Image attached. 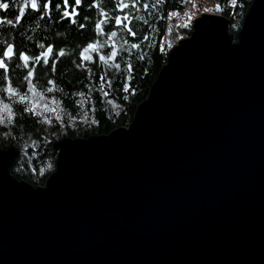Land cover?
I'll use <instances>...</instances> for the list:
<instances>
[{"label": "water", "instance_id": "water-1", "mask_svg": "<svg viewBox=\"0 0 264 264\" xmlns=\"http://www.w3.org/2000/svg\"><path fill=\"white\" fill-rule=\"evenodd\" d=\"M246 13L196 17L130 123L56 140L45 183L0 148V264H264V0Z\"/></svg>", "mask_w": 264, "mask_h": 264}, {"label": "trees", "instance_id": "trees-1", "mask_svg": "<svg viewBox=\"0 0 264 264\" xmlns=\"http://www.w3.org/2000/svg\"><path fill=\"white\" fill-rule=\"evenodd\" d=\"M214 1L222 9L216 11L231 19L230 29L236 32L254 0H236L235 4L232 0ZM24 2L0 0L9 4V9H0V20L4 21L0 24V56L9 44H13L15 52L12 60L5 61L7 72L0 69V101L9 104L13 112L11 121L0 123V148L16 145L18 152L12 173L39 185L45 183L56 167V140L108 133L130 123L167 61L170 49L179 38L191 33L192 26H188L184 17V0L159 3L135 0V6L133 0H82L79 6L75 0H68L67 5L64 0H51L47 9L44 5L49 0H37L39 8L25 9L23 18L17 22ZM122 3L129 4V8L122 9ZM144 4L149 7L145 8ZM73 10L77 15L64 16L65 11ZM125 15L129 16L125 24L135 36L124 24L115 22L117 17ZM7 20L13 24H7ZM101 20L105 21L102 33L97 28ZM113 31L118 33L116 37H111ZM89 44H96L98 50L89 49L85 53ZM133 44L139 47L132 48ZM49 47L53 51L45 64L42 53ZM60 50L65 55L59 56ZM113 50L117 51L115 58L107 62L100 59ZM20 53L33 58L41 56V60L39 63L30 60L26 68L19 59ZM85 55H90L92 60H85ZM116 64L120 65L119 69ZM33 68L35 74L29 83L24 77ZM9 82L20 95H26L24 103L4 91ZM126 84H130L128 91L124 90ZM50 88L53 90L48 91ZM26 107H35L40 115L25 111Z\"/></svg>", "mask_w": 264, "mask_h": 264}, {"label": "snow or ice", "instance_id": "snow-or-ice-1", "mask_svg": "<svg viewBox=\"0 0 264 264\" xmlns=\"http://www.w3.org/2000/svg\"><path fill=\"white\" fill-rule=\"evenodd\" d=\"M161 2V0H157V3ZM236 0H232V3L235 4ZM50 3H51V0H49V3L45 4L44 5V8L47 9L49 6H50ZM82 3V0H75V4L77 6H79L80 4ZM64 4L67 5L68 4V0H64ZM98 6V5H97ZM133 6H135V0H133ZM31 7L32 9H38L39 6L37 4V0H25V2L23 3V6L20 8V13H19V16L17 18V22H19V20L21 18H23L24 16V10ZM59 7V6H57ZM144 7L145 8H148L149 5L148 4H144ZM153 7H155V4H153ZM121 8L122 9H126V8H129V4L127 3H122L121 4ZM0 9H4V10H7L9 9V4L8 3H0ZM216 10L219 11V10H222L221 7L219 5L216 6ZM205 11H208V9H205ZM179 13H173V15H178ZM77 15V13L75 12V10H73V12L69 13L68 11H65L64 12V16L65 17H68V16H75ZM191 14L188 15V19L191 20ZM126 21H129V16L128 15H125L123 18H120V17H117L115 19V22L116 24L118 25H121V24H124L125 28L127 29V31L129 33H131L132 36H135L136 33L134 31H132V28L131 27H128L127 24H125ZM73 22H75L73 20ZM4 23L3 20H0V24ZM7 24L11 25L13 24V21L12 20H7L6 21ZM105 23L104 20H101L98 22L97 24V28L100 29L101 33L103 32V28H102V25ZM187 26V25H185ZM81 27H83V25H81ZM118 35V33L116 31H113L111 32V37H116ZM145 39H147V37H145ZM104 45H99V47H103ZM41 47H43V45H41ZM139 45L138 44H133L132 45V48H138ZM89 49L93 50V51H96L98 50V47L96 44H89L87 48L84 49V52L87 53L89 51ZM53 51L52 47H49L47 49L46 52L42 53V57H44V63L47 64L48 63V59L47 57L49 56V54H51ZM15 55V52H14V46L9 44L7 46V49L2 53V56H0V69H4L5 70V73L7 72L8 70V64L5 62L6 59L7 60H12L13 56ZM59 56H63L65 55V52L63 50H60L59 53H58ZM117 56V51L116 50H113L111 52V54L107 57L105 56H101L100 59L107 62L108 60H112L113 58H115ZM85 60H92V57L90 55H85L83 57ZM143 58V57H141ZM19 59L21 61H23V66L24 67H28L29 66V61L30 60H35L37 63L40 62L41 60V56H37V57H29L28 55L24 54V53H20L19 54ZM115 67L117 69L120 68V65L119 64H116ZM52 70L55 71V63H53L52 65ZM131 70H132V65L129 64L128 65V71L129 73H131ZM34 74H35V69L33 68L32 70H30L27 74V76L24 77V79L26 81H28L29 83L31 82V78L34 77ZM101 79L103 80V77H101ZM130 79V77H129ZM49 83H54L52 81H49ZM109 84V87L111 86V81L108 82ZM130 87V84H126L124 90L125 91H128V88ZM53 89H48V91H52ZM5 92H7L10 97H17L18 98V101L21 102V103H24L26 101V95H20L12 86H11V83L9 82V86L7 88L4 89ZM83 95V94H81ZM105 95H107V93H105ZM0 123H4L5 120L7 119L8 121H11L12 120V117H13V112H12V109L10 107L9 104H5L3 103L2 101H0ZM25 111H29V112H33L34 114L36 115H40V113H36L35 111V107H26L25 108Z\"/></svg>", "mask_w": 264, "mask_h": 264}, {"label": "built area", "instance_id": "built-area-1", "mask_svg": "<svg viewBox=\"0 0 264 264\" xmlns=\"http://www.w3.org/2000/svg\"><path fill=\"white\" fill-rule=\"evenodd\" d=\"M211 3L209 0H184V16L188 26H192L196 17L200 16L207 6ZM191 14V20L188 19V15Z\"/></svg>", "mask_w": 264, "mask_h": 264}, {"label": "rangeland", "instance_id": "rangeland-1", "mask_svg": "<svg viewBox=\"0 0 264 264\" xmlns=\"http://www.w3.org/2000/svg\"><path fill=\"white\" fill-rule=\"evenodd\" d=\"M211 3H209V5L207 6L208 11L210 12H217L216 11V4L215 1H210ZM185 17V16H184ZM191 26V25H190ZM180 39V38H179Z\"/></svg>", "mask_w": 264, "mask_h": 264}]
</instances>
